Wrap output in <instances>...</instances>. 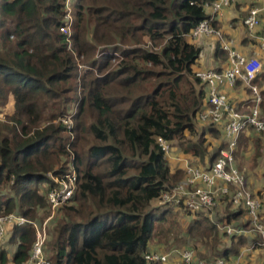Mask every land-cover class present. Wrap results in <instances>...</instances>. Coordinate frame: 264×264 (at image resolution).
<instances>
[{
    "label": "trees",
    "instance_id": "trees-1",
    "mask_svg": "<svg viewBox=\"0 0 264 264\" xmlns=\"http://www.w3.org/2000/svg\"><path fill=\"white\" fill-rule=\"evenodd\" d=\"M214 1L71 0L68 37L60 32L66 0H0V216L36 219L52 186L47 173L62 174L71 158L77 173L47 244L50 264H160L144 259L157 226L188 211L152 206L182 179L158 138L203 159L206 133L224 137L199 121L207 93L192 71L201 50L191 33ZM66 116L70 132L56 122ZM244 214L233 207L219 223ZM241 229L260 247L249 220ZM244 233L222 235L201 214L186 229L226 261ZM225 236L232 245L217 249ZM33 241L30 224L14 226L0 264H25Z\"/></svg>",
    "mask_w": 264,
    "mask_h": 264
},
{
    "label": "built area",
    "instance_id": "built-area-1",
    "mask_svg": "<svg viewBox=\"0 0 264 264\" xmlns=\"http://www.w3.org/2000/svg\"><path fill=\"white\" fill-rule=\"evenodd\" d=\"M232 2L233 0H215L207 8L210 9L212 16H216L223 8L230 6ZM70 6L71 0H66L65 24L60 29V32L68 37L71 36L72 25ZM211 22L212 18L202 21L194 28L191 37L196 39L203 35L215 36L220 39L222 50L227 54L229 66L221 73L216 71L194 73L195 77L205 84L207 93V103L199 114V121L222 129L226 149L220 151V155L208 169H200L197 166L187 164L184 168L183 181L162 193L156 204L158 206L170 204L195 215L202 211L212 212L216 209L219 201L229 196L232 207H241L246 211L250 227L262 239V242L259 243L261 245L264 244V226L261 224L262 203L249 192L245 178L237 169L234 158L238 138L244 131L252 129L257 133H264V120L260 118L258 108L262 98L258 88L253 84L260 72L261 64L257 59H246L230 48L222 40L221 32L211 26ZM243 23L248 30H253L259 26L258 10H250ZM70 47L69 44L68 48L70 49ZM85 67V69L82 67L81 69L87 70V66ZM239 80L244 82L251 95L252 107L248 113L238 111L228 101L227 97L218 90V86L221 84L226 83L229 86H234ZM56 122L63 124L68 132L71 131L73 124L71 117H62ZM158 144L165 155L170 154V143L158 138ZM72 160L71 158V162L62 174L48 173L52 186L46 194V201L53 212L67 205L76 190L77 173ZM25 224H30L34 230V241L30 256L25 264H50L45 252L47 240L45 224L40 226L16 214L0 216V242L7 235L8 227L12 229L14 226H24ZM218 227L228 237L240 233L239 229L228 224L219 223ZM169 254L149 252L144 256V259L149 263L163 264L167 261ZM177 254L182 264H227V261L222 258L210 261L199 260L196 258L193 249H184Z\"/></svg>",
    "mask_w": 264,
    "mask_h": 264
},
{
    "label": "crops",
    "instance_id": "crops-1",
    "mask_svg": "<svg viewBox=\"0 0 264 264\" xmlns=\"http://www.w3.org/2000/svg\"><path fill=\"white\" fill-rule=\"evenodd\" d=\"M252 9L258 10L260 25L253 30H248L243 22ZM207 13L209 15V19L212 18V27L221 32L222 40L226 44H228L230 48L240 53L246 59H257L260 62L261 69L253 84L258 88L260 96L262 98V101L258 108L259 116L262 120H264V0H233L230 6L223 8L221 12L216 16H212L210 14V9L207 10ZM192 43L197 45L201 50L198 60L192 67V71L194 73L202 71H216L221 73L228 68L229 64L226 52L223 51L222 55H219L217 57L214 54L218 46H221L222 42L220 39L215 36L202 35L196 38ZM218 90L220 93L224 94L227 97L228 101L238 111L242 113L249 112L250 108L252 107L250 101L251 95L247 86L242 80L237 81L234 86H229L226 83L221 84L218 86ZM202 125L205 128L207 127V124ZM259 138H262L261 141L264 142V133H257L251 129L244 131L239 136L236 149L234 151L235 165L239 172L244 176L245 182L251 181L258 183L256 189L254 190L255 193L253 194L257 198H260V193L262 194L260 188L264 187L263 185H261V183L264 182V155L255 153V142ZM205 139L207 140V146L206 154L203 159L199 157H193L189 154H183L175 143H171V151L170 154L167 155V161L172 172L182 173V179L180 180V182L183 181L184 168L187 164L197 166L200 169H208L211 165V156L217 150L222 149L223 147L224 149H226L224 139H220V136L215 138L212 134L206 133ZM259 146L263 148V150L260 151L264 152V144L260 143ZM262 195V213H264V196ZM152 206L156 207L157 204L153 202ZM232 208L233 207H231L229 202H227L226 200H222L219 201L216 209L212 212L202 211L195 215L190 213L187 216H191L190 218L192 221L197 217V215L201 214L207 216L210 221L214 222L218 226L219 218H215V216H217L216 210L219 215L225 217L227 211H231ZM248 220V216L244 214L238 219L232 221L231 224H224L233 226L239 229L240 233H244L245 231L241 228ZM248 232L249 231H246L244 233L246 234L247 238L245 245L240 247L238 255L232 256L227 260V264H264V261L262 259H258L256 257L258 255V252L256 251L258 249L256 247L257 244L252 241L251 235ZM10 233L11 232L9 231V237ZM220 234H222L221 230ZM222 243L223 245L218 246L217 249L221 250L232 245L229 239L226 240L224 237L222 238ZM151 245L152 244L149 245L150 252L155 251V249H152ZM202 248L205 249V246H202ZM159 251L163 253L161 250ZM262 252H264V250H262ZM172 258L173 257L169 254V257L167 259L169 264L175 263L174 260H171ZM178 262H180V260H178Z\"/></svg>",
    "mask_w": 264,
    "mask_h": 264
},
{
    "label": "rangeland",
    "instance_id": "rangeland-1",
    "mask_svg": "<svg viewBox=\"0 0 264 264\" xmlns=\"http://www.w3.org/2000/svg\"><path fill=\"white\" fill-rule=\"evenodd\" d=\"M81 67H82V69L86 68L84 65H81ZM2 118L3 117L0 114V120H2ZM72 126H73V124H72ZM261 140H262V138H259L255 142V144H256L255 153L264 155V152L260 151V150H263V148H261L259 146V144L260 143L264 144V142H262ZM238 148H239V145H238ZM65 161H66V159H64L62 162H65ZM48 173H47L46 177L49 179ZM249 182L246 181L247 188H248L250 193L254 194L255 193L254 190L256 189V186L258 183L251 182V181H249ZM263 183H261V185L264 186ZM260 189H261V192L263 194L262 196H264V187H262ZM2 193H5V191H2ZM41 193L43 194V191H41ZM45 195H46V193H45ZM227 198H229V196L225 197L223 200L227 201ZM258 199L261 201L263 198L261 197ZM229 203H230V198H229ZM70 205H71V203H68L64 207H67ZM63 208L61 207L59 210L53 212V210H51L47 205L46 207L41 209V211L37 212L38 214L35 215L36 219L31 220V222H35L36 224H38L40 226H43L45 224V230L47 233V240H46V245H45L46 256H48V254H49V249L47 250V244L51 242L50 237L52 236L53 230H54L57 222H59V220L62 216ZM175 213H176V215L174 214L175 216H172V215L167 216L168 220L163 225L157 226L156 233H155V235L151 241L152 249H155V251H151V252L161 253L159 251V250H161L163 252L162 254L170 253V255L173 257L171 260H174V262H175L172 264H176V263L179 264L181 262V261L178 262V260H180V258L178 257L177 253L181 250H184V249H193L195 251L197 259H199V260L210 261V260H214L216 258H220V257H217L213 251L211 252L210 250L203 249L202 248L203 244L201 243V241L198 238L192 239L190 237H186L187 236L186 235V229L192 223L191 218H190L191 216H187L188 214H186L188 212H182V211L178 210V211H175ZM216 215L217 216H215V218H217V219L219 218L218 220H221L222 218H224V216L219 215L217 210H216ZM261 224H262V226H264V213L261 214ZM9 231L11 232L10 227H8L7 235L4 237V240L0 242V247L1 246L5 247V243L9 240V238H8L9 237ZM224 238L226 240H228V237L225 236ZM260 246L261 247H258V249L256 250L258 252V255L256 257L258 259H262L264 261V252H262V250H264V245H260ZM13 248H15V247L12 245H7V247H6L8 252H12L14 250ZM9 264H12V263L10 262ZM163 264H169V262L167 261L166 263H163ZM180 264H182V263H180Z\"/></svg>",
    "mask_w": 264,
    "mask_h": 264
}]
</instances>
